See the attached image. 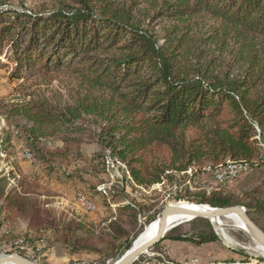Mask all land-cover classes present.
<instances>
[{"label":"trees","instance_id":"1","mask_svg":"<svg viewBox=\"0 0 264 264\" xmlns=\"http://www.w3.org/2000/svg\"><path fill=\"white\" fill-rule=\"evenodd\" d=\"M56 2L51 8H0V46L10 48L4 56L14 65L11 78L37 67L43 74L66 73L78 89L63 103L31 97L4 105L3 118L16 126L2 129L0 151L13 149L12 137L20 136L23 156L28 151L49 179L81 185L87 192L82 194L101 203L103 226L95 231V223L76 217L54 219L51 209L26 196L38 187L37 179L16 167L20 191H6V178L0 177V239L12 233L4 225L19 218L36 232L52 234L70 255L116 260L144 228L135 195L113 207L107 201L116 198V189L102 187L109 181L102 150L126 165L123 180L131 190L160 183L164 175L172 182V172L195 166L229 159L252 167L264 160V0ZM205 19L212 24L200 25ZM87 131L99 150L89 156L82 151ZM121 186L116 188L126 193ZM190 201L240 204L219 191L193 194ZM194 220L207 231L173 235L178 225L168 239L218 243L209 221ZM222 255L196 257L252 264Z\"/></svg>","mask_w":264,"mask_h":264},{"label":"rangeland","instance_id":"2","mask_svg":"<svg viewBox=\"0 0 264 264\" xmlns=\"http://www.w3.org/2000/svg\"><path fill=\"white\" fill-rule=\"evenodd\" d=\"M56 3V0H0V8L11 7L25 10L51 8ZM199 23L202 26L212 24L211 21L206 22V19L201 22L199 21ZM9 52V46H0V135L2 129L6 126L13 128L16 126V123L12 120L6 121L3 118L4 105L17 103L24 99L28 100L31 97L46 98L50 102L58 101L63 103L70 101L78 89V81L75 78L67 76L66 73L50 72L43 74L37 67L31 70V73L24 69L23 76L19 79L11 78L10 73L14 65L8 60L7 56H4L5 54H9ZM223 58L226 64H230V56L224 55ZM22 123L20 121V124ZM84 138L86 141L82 147V151L88 156L95 151L99 153L94 141L89 138L88 131L84 135ZM21 139L20 136H13L14 148L7 153L0 151V177L4 176L6 178V191L19 189L18 181L21 174L16 167H21L25 176L34 178V180L30 179L31 181H36L35 179H37L38 183V187H32L26 196L37 199L43 208L51 209L54 213L52 215L54 219L65 220L70 217H76L83 223H95L96 226L92 227V229L95 231L99 230L103 226L98 224V218L102 213L101 203L98 200H94L93 202V200L82 194H86L87 192L81 185H61L53 178L49 179L33 163L30 156H28L30 155L28 151H25V157L23 156ZM105 150H102V156L105 155ZM239 162L243 163L244 161L228 159L216 165L195 166L184 172H172L171 174L174 175L172 182L164 175L160 183L153 184L150 187H139L131 190L128 179L123 180L126 170L122 173L115 166L107 168L104 157L105 171L107 172L109 181L102 184V187L116 189V198L113 201L111 200V196L107 197V201H110L111 207L115 203L124 204L130 201L131 194L135 195V202L140 205L138 220L142 229H145L146 226L154 222L168 203L177 201L193 202L190 201L193 198V194L199 192L210 194L213 191H219L222 194L232 195L235 200L239 201L240 204L236 205L243 207L250 220L264 232V209L261 206L264 201V160L261 162L257 161L252 167H249L248 163L244 162L247 164V168L231 181L217 183L214 177L213 171L217 168L220 169V166L222 168L224 165L227 166ZM119 174L120 176H118ZM116 186H125L126 193L119 191ZM180 195L185 196L187 199L176 200ZM85 199L90 202V205L84 202ZM12 221V223H6L3 227L5 231L12 230V233L0 239V255L15 253L37 264H113L117 260L109 258L102 260L98 256L87 252H76L70 255L66 249L55 243L52 234L36 232L32 229L33 227L28 226L31 224L29 221L26 222V220L13 218ZM211 229L218 237V243H215V247L223 250L226 254L225 256L221 254L222 256L220 257H235V259H245L248 263L252 264H264V251L258 247L250 235L234 228L226 230L228 236L238 243V247L243 248V252H238L227 245L215 232L212 225ZM203 231L205 232L207 229L202 221L191 220L179 224L172 233L173 235L188 233L192 236ZM22 236H30V239H34L35 245L33 246L31 243L24 242ZM166 237L167 233L161 240L147 249L145 253L139 255L132 264H158L163 259H170L167 247L162 243L165 239H168ZM213 249L215 248L213 247ZM210 251L212 252V250ZM202 262L215 264L212 261Z\"/></svg>","mask_w":264,"mask_h":264},{"label":"water","instance_id":"3","mask_svg":"<svg viewBox=\"0 0 264 264\" xmlns=\"http://www.w3.org/2000/svg\"><path fill=\"white\" fill-rule=\"evenodd\" d=\"M202 205V204H198ZM197 205V206H198ZM210 209H214L217 211H210L209 213H203L196 211L192 208H188L185 206H180V205H165L160 214L158 215V220H159V229L157 233L149 239L147 242L143 243L140 245L138 248L129 251V249L120 257L118 258L113 264H132L142 253H145L147 249L152 247L156 242L161 240L167 233L168 230L172 229L173 227L189 222L195 218H204L210 220L213 218H218V217H223L227 216L231 213H236L242 217L244 223L249 227L251 230L252 236L251 238L254 239L256 243L264 247V232L258 228L247 216L245 210L243 207L238 206V205H233V206H226V207H212L209 206ZM170 215H180L186 217L183 221L177 224H173L167 227V219L168 216ZM211 223V222H210ZM212 225V224H211ZM216 232V231H215ZM217 233V232H216ZM218 234V233H217ZM227 245L231 248L234 249L235 251L238 252H243V248L233 246L231 244ZM0 264H37L34 261L27 259L23 256H20L18 254L12 253V254H2L0 255Z\"/></svg>","mask_w":264,"mask_h":264},{"label":"bare ground","instance_id":"4","mask_svg":"<svg viewBox=\"0 0 264 264\" xmlns=\"http://www.w3.org/2000/svg\"><path fill=\"white\" fill-rule=\"evenodd\" d=\"M28 156H30V155H28ZM104 157H105V162L107 164L106 165L107 168L111 167V166H115L118 171L122 172V171L126 170V165L123 162H121L120 160H118L116 157H114L111 154V151L109 149L105 150ZM224 166L222 168L220 166V169L217 168L218 170L216 169L215 171H223L224 169L234 168V169H241V172H243V170H245L247 168V164L244 162L243 163L239 162V163L230 164V165H227L225 167ZM118 176H120V174ZM173 204L192 208L196 211L203 212L206 214L209 213L210 211H217L214 209H210L209 205H207V204L198 205V203L187 202V201H177V202L168 203L167 205H173ZM184 219H186V217H184V216L170 215V216H168V219H167V227L169 228V226H171L173 224L180 223ZM210 222H211L210 224H212L213 229L228 244H231V245H234L237 247L239 246L237 242H235L233 239H231L228 236V234L226 232V230L228 228L238 229V230H241L242 232L252 236V233H251V230L249 229V227L244 223L242 217H240V215H238L236 213H231V214H229L227 216H223V217L213 218L210 220ZM159 226H160V224H159V220H158V216H157L156 220L154 222H152L151 224H149L148 226H146V228L136 237V239L132 243L131 247L129 248V251L138 248L140 245H142L143 243H145L149 239H151L157 233ZM257 245L260 249H262L264 251L263 246L259 245L258 243H257ZM197 264H208V263H205V262H202L201 260H198ZM210 264H212V263H210Z\"/></svg>","mask_w":264,"mask_h":264},{"label":"crops","instance_id":"5","mask_svg":"<svg viewBox=\"0 0 264 264\" xmlns=\"http://www.w3.org/2000/svg\"><path fill=\"white\" fill-rule=\"evenodd\" d=\"M162 243L166 245L168 251L167 253L170 256L169 258L173 260H184L195 256L205 260L216 258L221 254H225L223 250L215 247V243L195 245L189 242L174 241L170 239H165ZM213 247L215 249H213ZM210 250H212V252Z\"/></svg>","mask_w":264,"mask_h":264},{"label":"built area","instance_id":"6","mask_svg":"<svg viewBox=\"0 0 264 264\" xmlns=\"http://www.w3.org/2000/svg\"><path fill=\"white\" fill-rule=\"evenodd\" d=\"M214 177L217 183H225L227 181H231L241 174V169L228 168L223 171H213ZM84 202H87L90 205V202L85 199ZM200 260L197 257H192L184 260H171V259H163L158 264H197V261ZM72 264H82V263H72Z\"/></svg>","mask_w":264,"mask_h":264}]
</instances>
